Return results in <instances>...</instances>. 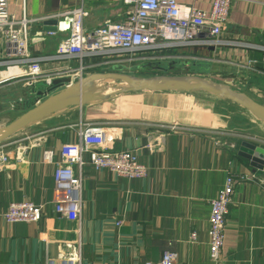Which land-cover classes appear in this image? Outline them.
Masks as SVG:
<instances>
[{"label": "crops", "instance_id": "0c3cea01", "mask_svg": "<svg viewBox=\"0 0 264 264\" xmlns=\"http://www.w3.org/2000/svg\"><path fill=\"white\" fill-rule=\"evenodd\" d=\"M212 1L178 0L206 12ZM80 8L87 13L88 32L123 21L131 11L123 0H8L12 17L34 20L30 24L33 58L56 55L59 43L71 31L72 16L64 14ZM46 21L56 22L51 25L53 35L44 26ZM199 39L204 42L166 50L162 53L166 58L153 65L162 75H196L224 83L264 104V0L235 3L222 34L212 37L204 30ZM13 58L0 38V105L21 99L42 102L76 82L58 80L51 90L40 82L28 96L27 81L14 78L25 67L8 70L5 64ZM42 65L46 72L65 65L77 68L74 61ZM111 71L100 69L89 75ZM129 95L128 108L104 110L103 102L89 104L44 119L1 144L10 163L0 174V264H50L58 261L62 251L79 253L82 264H160L167 251L178 254L176 264H213L211 201L229 176L241 175L256 180L235 187L223 252L227 264H264V187L260 184L264 172L242 156L244 143L264 149V141L244 139L238 132L248 117L220 104L218 98L200 96L204 93ZM89 124L110 130L112 152L136 153L148 176L119 178L94 169L85 156L84 166L74 168L83 177L82 216L76 222L55 211L54 173L63 163V146L78 143L81 130ZM174 125L185 130L163 128ZM46 149L55 152L52 165L43 162ZM12 202L43 204V216L37 223L8 224L3 215Z\"/></svg>", "mask_w": 264, "mask_h": 264}, {"label": "built area", "instance_id": "2783aa9c", "mask_svg": "<svg viewBox=\"0 0 264 264\" xmlns=\"http://www.w3.org/2000/svg\"><path fill=\"white\" fill-rule=\"evenodd\" d=\"M242 0H213L209 12L180 4L178 0H123L131 8L126 19L108 22L88 32L84 21L87 13L82 9L68 12L72 16L69 36L62 40L56 55L50 58H33L30 54V24L34 20L23 17L16 20L8 11V0H0V38L14 58L6 62L8 70L22 69L15 79H24L28 86L44 83L48 90L55 88V82L65 78L79 81L95 70L118 68L126 72L139 64L160 62L166 58L162 53L178 46L201 44L199 37L209 30L212 37L222 34L228 22L232 7ZM53 35V32H49ZM44 61H74L77 68L65 65L61 69L46 72ZM163 127V126H162ZM168 132L184 131L180 126H169ZM165 134L161 135L163 139ZM113 133L104 126L89 124L80 132L78 143L66 144L61 151L62 164L55 169V211L61 217L80 222L82 216V173L75 171L84 166V157H89L94 169L107 170L119 178L140 180L148 176V169L139 162L138 155L131 151L112 152ZM55 152L46 149L43 162L52 165ZM10 163V156L4 145H0V174ZM256 180L255 176H229L218 196L211 201L209 219V255L213 264H227L223 252L227 219L237 183ZM264 187V181H260ZM45 205L32 202H12L4 213L8 224L37 223L43 216ZM122 222H118L120 227ZM193 239L196 235L193 234ZM81 255H68L62 251L57 262L50 264H82ZM178 254L167 251L160 264H176Z\"/></svg>", "mask_w": 264, "mask_h": 264}, {"label": "water", "instance_id": "95a60500", "mask_svg": "<svg viewBox=\"0 0 264 264\" xmlns=\"http://www.w3.org/2000/svg\"><path fill=\"white\" fill-rule=\"evenodd\" d=\"M55 24V21L44 22V26H49L48 32L53 31L51 25ZM105 82H121L127 85L125 88L118 87V90L112 93L116 95L168 92L204 93L240 107L264 124V104L224 83L196 75L135 76L114 68L111 72L93 73L71 83L21 114L8 126L0 129V145L44 119L89 104L104 102L109 95L101 93L98 86L93 87L94 84ZM242 149L244 153L242 156L249 159L253 167L264 172V149L249 143H244Z\"/></svg>", "mask_w": 264, "mask_h": 264}, {"label": "rangeland", "instance_id": "374dc122", "mask_svg": "<svg viewBox=\"0 0 264 264\" xmlns=\"http://www.w3.org/2000/svg\"><path fill=\"white\" fill-rule=\"evenodd\" d=\"M158 65H153V62L150 64H139L138 67H132L128 68L125 73L135 75V76H155V75H162V71H157L158 68H156ZM122 86V83L119 82H105V83H99L98 84V90L105 94L109 95L108 99L105 100L102 104L104 106V110H121L124 108H128V96L130 95H116L111 94L113 92H116L118 90V87ZM28 89V96H31L34 93V87H29ZM50 95V94H49ZM196 96V95H194ZM205 96L208 98V95H200ZM214 98V97H213ZM42 99V98H41ZM217 100V99H215ZM40 99H36L33 101L30 100H20V102H11L8 104L4 102L1 103V110H0V129L8 126L10 123H12L16 118H18L21 114L25 113L27 110L31 109L38 103H40ZM220 104L231 106V108L234 110H239V112H243L244 115L248 117V120L244 121V129L238 130L240 134H243L244 139H250V138H257L258 140L264 141V124L260 122L259 120L255 119L251 114H249L247 111L241 109L240 107L236 105H231L230 103L221 100ZM247 124V125H246ZM253 125L254 128H252ZM249 141V140H248Z\"/></svg>", "mask_w": 264, "mask_h": 264}, {"label": "bare ground", "instance_id": "6f19581e", "mask_svg": "<svg viewBox=\"0 0 264 264\" xmlns=\"http://www.w3.org/2000/svg\"><path fill=\"white\" fill-rule=\"evenodd\" d=\"M119 83H121V82H119ZM98 85L97 84H94V87L93 88H96ZM127 85L125 84V83H122V86H120V87H123V88H125ZM114 93V92H113ZM112 94V93H111ZM256 119V118H255Z\"/></svg>", "mask_w": 264, "mask_h": 264}]
</instances>
